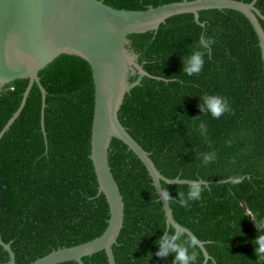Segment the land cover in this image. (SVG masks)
I'll use <instances>...</instances> for the list:
<instances>
[{"label":"trees","instance_id":"16d2710c","mask_svg":"<svg viewBox=\"0 0 264 264\" xmlns=\"http://www.w3.org/2000/svg\"><path fill=\"white\" fill-rule=\"evenodd\" d=\"M104 1L118 9L145 10L181 0ZM256 6L264 14V0ZM201 36L215 43L202 72L189 76L183 60ZM259 42L250 19L230 8L202 10L200 22L193 13L174 15L158 29L127 38L134 60L152 75L126 94L119 112L130 134L169 178L241 179L203 184V199L186 208L179 205L180 193L186 194L190 184L162 181L176 220L206 241L211 255L206 264H264L253 243L264 232L259 223L264 220V62ZM128 73L129 82L139 75L134 64ZM40 77L47 90L45 130L42 91L35 83L21 114L0 139V236L11 243L18 264L89 241L105 231L110 218L91 158L92 67L80 56L62 54ZM28 84L29 79L19 78L0 88V133L20 107ZM205 93L226 96L233 110L220 119L201 113ZM201 121L208 125V139L199 133ZM208 151H215L217 159L204 165L200 154ZM109 159L125 201L124 226L113 246L117 263L172 264L175 253L157 255L158 240L176 229L168 228L148 168L117 138ZM184 233L185 240L191 238ZM189 250L196 252L195 264H204L198 245ZM9 259L0 244V264ZM83 260L109 264L105 250Z\"/></svg>","mask_w":264,"mask_h":264},{"label":"water","instance_id":"95a60500","mask_svg":"<svg viewBox=\"0 0 264 264\" xmlns=\"http://www.w3.org/2000/svg\"><path fill=\"white\" fill-rule=\"evenodd\" d=\"M256 2L181 0L156 7L150 5L145 10H125L115 8L104 0H0V88L19 78L29 79L21 105L1 131L0 139L21 114L35 83L42 91V126L45 130L47 90L41 82L40 71L62 54L86 59L92 67L95 84L91 158L99 189L104 192L110 206L108 225L101 235L77 245L54 249L28 264H59L71 260L85 264V256L101 250L106 251L109 264H118L113 246L124 226L125 201L109 159L114 138L122 140L144 162L163 203L168 228L173 226L177 231L182 230L195 238L205 255L206 264L211 258L206 241L200 240L189 227L176 220L170 204L172 197H165L162 181L170 184L195 181L210 185L241 179L169 178L157 167L150 152L130 134L120 121L119 112L126 94L140 84L144 76L152 75L134 60L127 48V38L131 33L158 29L174 15L193 13L195 20L200 22L202 10L230 8L244 13L252 22L259 36L264 62V27L260 20L264 19V14ZM129 64H134L139 71L133 82H129ZM0 244L9 252V264H18L11 243L0 236Z\"/></svg>","mask_w":264,"mask_h":264},{"label":"clouds","instance_id":"9594fccd","mask_svg":"<svg viewBox=\"0 0 264 264\" xmlns=\"http://www.w3.org/2000/svg\"><path fill=\"white\" fill-rule=\"evenodd\" d=\"M213 43L215 41L211 37L201 36L199 38L195 48L183 60V71L187 75H198L202 72L209 46ZM200 99L201 113H209L214 119H220L224 114L233 110L228 98L219 93H205ZM199 133L202 138L208 139V125L203 121L199 123ZM200 155L204 165H208L210 161L217 159L215 151L203 152ZM236 179L238 180L239 177ZM205 190V186L199 182L190 183L187 193H180L179 205L186 208L189 207L191 201L202 200V192ZM164 195L167 197V192ZM259 223L261 227H264V220H259ZM182 237L183 240L181 239ZM184 237L185 233L182 230L177 231L176 229L171 232H165L158 240L159 250L157 255L166 257L170 253H175L172 264H195L196 252L189 249L197 245V240L195 238H187L185 240ZM184 241H187V244ZM253 243L256 246L255 254L259 260L264 257V232H258Z\"/></svg>","mask_w":264,"mask_h":264}]
</instances>
